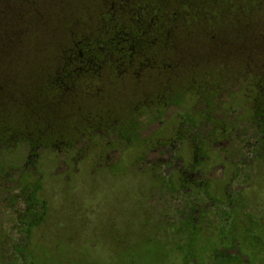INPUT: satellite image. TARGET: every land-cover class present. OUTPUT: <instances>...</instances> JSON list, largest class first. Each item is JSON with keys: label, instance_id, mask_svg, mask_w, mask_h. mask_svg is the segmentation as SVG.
Masks as SVG:
<instances>
[{"label": "flooded vegetation", "instance_id": "af4514ba", "mask_svg": "<svg viewBox=\"0 0 264 264\" xmlns=\"http://www.w3.org/2000/svg\"><path fill=\"white\" fill-rule=\"evenodd\" d=\"M84 159L143 221L241 218L264 194V0H0V264L45 254L47 185Z\"/></svg>", "mask_w": 264, "mask_h": 264}, {"label": "rangeland", "instance_id": "374dc122", "mask_svg": "<svg viewBox=\"0 0 264 264\" xmlns=\"http://www.w3.org/2000/svg\"><path fill=\"white\" fill-rule=\"evenodd\" d=\"M89 168L84 159L69 183L58 177L49 181V245L43 255L36 250L28 264H264V203L257 205L264 194L253 192L241 218L233 215L236 205L230 210L224 204L218 209L219 223L203 235H186L167 223L143 221L139 214L147 208L136 205L135 185L114 173L106 179L97 176L96 192L91 193ZM58 219L67 223L57 224ZM45 225L35 230L34 244L41 243Z\"/></svg>", "mask_w": 264, "mask_h": 264}]
</instances>
